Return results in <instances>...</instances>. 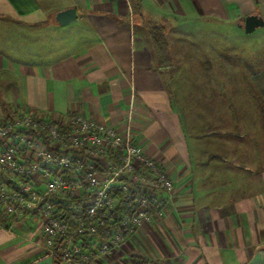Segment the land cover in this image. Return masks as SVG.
I'll use <instances>...</instances> for the list:
<instances>
[{
	"label": "crops",
	"instance_id": "obj_1",
	"mask_svg": "<svg viewBox=\"0 0 264 264\" xmlns=\"http://www.w3.org/2000/svg\"><path fill=\"white\" fill-rule=\"evenodd\" d=\"M67 8L77 20L59 25ZM255 13L264 19V0H0V121L24 110L77 112L122 129L132 110L136 142L176 182L161 218L91 264H264V166L247 168L227 196L193 190L164 85L169 66L159 65L151 35L176 21L239 26ZM253 81L264 95V70ZM0 264H54L36 214L0 215Z\"/></svg>",
	"mask_w": 264,
	"mask_h": 264
},
{
	"label": "built area",
	"instance_id": "obj_2",
	"mask_svg": "<svg viewBox=\"0 0 264 264\" xmlns=\"http://www.w3.org/2000/svg\"><path fill=\"white\" fill-rule=\"evenodd\" d=\"M133 128L132 110L122 129L77 112L51 118L24 110L1 120L0 215L36 214L54 264L109 256L164 215L176 188Z\"/></svg>",
	"mask_w": 264,
	"mask_h": 264
},
{
	"label": "rangeland",
	"instance_id": "obj_3",
	"mask_svg": "<svg viewBox=\"0 0 264 264\" xmlns=\"http://www.w3.org/2000/svg\"><path fill=\"white\" fill-rule=\"evenodd\" d=\"M177 22L164 27L163 79L188 144L190 184L227 196L247 168L264 166V95L253 81L264 70V27L248 34L235 21Z\"/></svg>",
	"mask_w": 264,
	"mask_h": 264
},
{
	"label": "water",
	"instance_id": "obj_4",
	"mask_svg": "<svg viewBox=\"0 0 264 264\" xmlns=\"http://www.w3.org/2000/svg\"><path fill=\"white\" fill-rule=\"evenodd\" d=\"M55 20L59 25H67L77 20V12L75 8H67L59 11ZM240 28H243L245 33H253L256 29L264 27V19L258 13L250 14L245 17L244 22L239 24Z\"/></svg>",
	"mask_w": 264,
	"mask_h": 264
},
{
	"label": "trees",
	"instance_id": "obj_5",
	"mask_svg": "<svg viewBox=\"0 0 264 264\" xmlns=\"http://www.w3.org/2000/svg\"><path fill=\"white\" fill-rule=\"evenodd\" d=\"M152 39H153V45L154 48L158 54L159 57V65L162 67H166L170 65L169 55H168V45L165 39L164 34V27H154L151 31ZM112 227H107L105 229L100 230L99 233L107 232L111 230ZM132 261L136 263L138 261V258L132 257Z\"/></svg>",
	"mask_w": 264,
	"mask_h": 264
}]
</instances>
